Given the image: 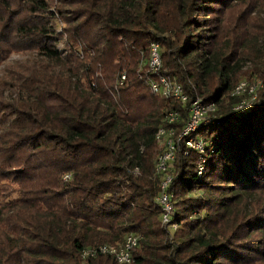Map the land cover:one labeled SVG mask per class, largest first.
Segmentation results:
<instances>
[{
	"label": "trees",
	"instance_id": "obj_1",
	"mask_svg": "<svg viewBox=\"0 0 264 264\" xmlns=\"http://www.w3.org/2000/svg\"><path fill=\"white\" fill-rule=\"evenodd\" d=\"M232 1L0 0V64L27 53L0 76V264H120L80 253L130 233L131 264H264V40L252 52L261 86L237 110L251 50L215 48ZM152 43L188 103L146 84ZM196 97L217 104L216 122L201 176L195 153L176 156L173 230L160 219L155 134L168 110L180 128Z\"/></svg>",
	"mask_w": 264,
	"mask_h": 264
},
{
	"label": "built area",
	"instance_id": "obj_2",
	"mask_svg": "<svg viewBox=\"0 0 264 264\" xmlns=\"http://www.w3.org/2000/svg\"><path fill=\"white\" fill-rule=\"evenodd\" d=\"M142 76L146 84L155 95L175 99L182 104L190 101L189 95L185 92L182 84L162 73L163 59L161 46L158 43L150 45L149 55L139 64ZM126 80V73L119 78V85ZM261 82H249L241 80L234 87L231 95L243 96L235 109L246 110L252 107V102L257 96ZM249 97V98H248ZM218 106L215 102L205 101L200 97L194 98L188 107V115L184 124L178 128L182 117L179 110H168L163 117V125L156 131L155 138L162 146L163 151L155 162V172L160 176L159 193L157 203L160 206L161 223L177 229L173 222L175 216V196L171 190L173 182V168L176 156L183 152L184 156L191 153L197 155L196 172L201 176L205 170L203 156L208 150V140L204 129L216 122ZM70 174L64 179H70ZM138 243V237L132 233L128 234L121 245L99 244L93 247L84 248L80 255L82 259L94 258L99 254L110 255L120 264H131L133 262L132 250Z\"/></svg>",
	"mask_w": 264,
	"mask_h": 264
},
{
	"label": "rangeland",
	"instance_id": "obj_3",
	"mask_svg": "<svg viewBox=\"0 0 264 264\" xmlns=\"http://www.w3.org/2000/svg\"><path fill=\"white\" fill-rule=\"evenodd\" d=\"M53 4L56 6V1ZM224 9L226 10L220 14L221 21H217L216 31L220 34V42L215 48L227 50L226 47L231 44L232 48L240 51V56L250 54L248 51L242 53V50H251L248 57L241 56L239 67L242 73L239 78L249 82H262L256 73L252 52L256 50L258 43L264 40V0H233ZM60 46H63V43H60ZM238 54L233 60L239 58ZM26 56L27 53H11L0 64V76L11 62Z\"/></svg>",
	"mask_w": 264,
	"mask_h": 264
}]
</instances>
